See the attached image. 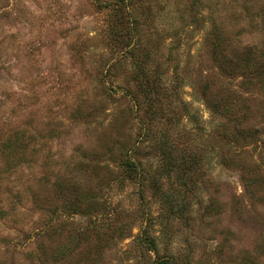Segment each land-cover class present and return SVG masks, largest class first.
Returning <instances> with one entry per match:
<instances>
[{"label": "rangeland", "instance_id": "374dc122", "mask_svg": "<svg viewBox=\"0 0 264 264\" xmlns=\"http://www.w3.org/2000/svg\"><path fill=\"white\" fill-rule=\"evenodd\" d=\"M120 1L0 0V264H264V0H142L135 12L151 69L168 62V91L177 70L202 132L176 95H159L163 115L136 105L111 30ZM214 33L226 58L240 51L231 65ZM163 135L179 158H203L185 183L161 176L172 210L123 168L129 152L155 167L148 147Z\"/></svg>", "mask_w": 264, "mask_h": 264}, {"label": "trees", "instance_id": "16d2710c", "mask_svg": "<svg viewBox=\"0 0 264 264\" xmlns=\"http://www.w3.org/2000/svg\"><path fill=\"white\" fill-rule=\"evenodd\" d=\"M141 1L142 0H121L116 5L117 21L113 22V27L111 29L113 31L115 42L123 46L125 50V52L122 53V57L120 59L128 57V60L130 61L132 67V77L134 82H136L137 88L140 92H138V95L134 96L135 101H137L136 105L139 106L140 104H142V106H146L150 110H155L153 111L154 114L159 113L163 115V109H160L159 111L156 110L157 105L155 104L156 102H158L159 95L166 93L176 95V102H179L180 111L182 112V115H187L190 119L192 118V122L196 124L195 130L202 132L199 127L197 115L195 113H192V115L190 116L191 111L189 107L191 106V104L188 102L186 103L181 99L180 92L182 89L180 87L182 81L179 77V73L177 72V70L173 69V77L175 79V83L177 84H175V86H171L168 91V86L162 80V76L164 74L162 68L165 67L168 62L165 61L161 64L156 63L155 69H151L150 62L152 60V53L148 49V46L141 40V36L139 34L140 18L138 19L135 14L138 8H140ZM107 6H109V4ZM214 31L218 30L215 29ZM213 35L214 38L211 35L212 40L210 41L212 51L217 55H221L226 65H231L233 62V56H235L237 53H240V51H231V54H227L228 58H226L223 37L217 33H214ZM120 59H116L115 61H113L112 65H117L121 61ZM262 65L263 64L258 63L257 67L260 68ZM196 85L198 86L199 83L196 82L192 86L195 87ZM201 87L202 95H206V91L208 90V84L205 83L201 85ZM168 106L169 108H176L174 102L171 101L168 102ZM231 106L232 105H229L227 106V108H225V110L229 113L232 111ZM153 107L155 109H153ZM212 108L216 109L218 108V105H215ZM248 130L246 131L249 137L253 136L254 131ZM189 133H191V130H184L182 131L181 135L186 136ZM223 134L227 135L224 132ZM230 137V140L233 143L237 144H240L243 141L245 142L247 138H249L246 135L243 136L239 133L231 134ZM155 140L152 139L151 146H149L148 148L154 150L157 154H159V160L157 162V165L153 167L149 163H143L142 161L134 159L132 157V153H126V157L124 158L125 161H123V168L126 172L125 178H128L131 182H135L141 188H143L148 181H151V184L161 195H164L165 198L167 195L165 202L169 209H171L172 205L168 201V193L166 194L160 181L161 176L165 172H175L178 174L179 182L185 183V178L184 176H182L184 174L183 171L201 168L200 163L202 162L203 158L199 154V152L195 151L192 147H187L183 150L184 154L187 153V158H179L177 156L178 154L176 153L177 142H174L175 140H172L169 135H163L159 139ZM139 148L140 144L137 147L132 148L131 152L136 153ZM150 244L153 248L150 250H156L154 243ZM170 262L171 261L167 260L162 261L159 264H171Z\"/></svg>", "mask_w": 264, "mask_h": 264}]
</instances>
